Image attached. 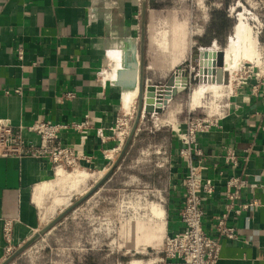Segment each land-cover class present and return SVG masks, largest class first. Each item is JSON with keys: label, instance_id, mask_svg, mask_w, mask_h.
I'll use <instances>...</instances> for the list:
<instances>
[{"label": "crops", "instance_id": "crops-1", "mask_svg": "<svg viewBox=\"0 0 264 264\" xmlns=\"http://www.w3.org/2000/svg\"><path fill=\"white\" fill-rule=\"evenodd\" d=\"M153 2L157 4L158 0ZM258 2L264 22V0ZM149 4L147 0L144 80L160 93L162 84L175 71H183L177 69L180 59L173 57L172 52L181 42L190 43L191 39V48L198 50L197 69L200 53L222 44L216 40L209 46L200 43L211 10L199 9L194 16L190 10L173 7L166 10L160 6L154 9ZM202 5L205 7L204 2ZM140 6V0H0V119L13 126L37 121L68 124L79 122L88 114L91 128L83 151L91 159L87 169L94 170L99 180L117 159L121 146L115 130L121 114L120 88L105 79L109 68L107 49L132 40L138 43ZM183 15L187 17L185 30ZM261 44L264 45V31ZM18 49L23 51L21 60ZM181 81L178 76L174 86H180ZM16 90L20 93H15ZM69 93L72 97H65ZM170 103L171 100L156 115L166 126L149 133L151 121L146 115L111 176L72 211L99 195L97 215L91 221L75 222V217L68 214L37 242L50 240L58 231L69 232L71 224L78 226L77 236L84 239L86 233H92L99 238L102 221L109 225L118 221L117 200L111 197L105 200L109 193L116 199L122 193L125 197L134 192L150 196V202L144 205L151 208L153 228L159 224L152 211L156 206L163 211L166 232L181 230L178 213L188 159L180 155L183 145L176 130L179 126L183 128L182 123L161 119ZM27 138L37 141L32 135ZM61 138L64 145L79 143L78 135L71 131ZM197 143L208 166L204 175L215 185L212 197L204 203L203 228L213 236L215 219L224 209L225 188L219 171L225 176H245L248 187L242 194V202L255 199L257 203L249 211L229 218L228 224L235 228L237 237L221 241L215 264H264V76L260 79L251 76L237 86L227 97L216 126L199 134ZM226 148L240 157L246 156V163L236 169L224 165L222 156ZM192 159L197 165L199 159ZM139 160H146L147 168L142 172L130 171L138 169ZM78 172L84 178L87 176L84 171ZM63 173L56 174L43 159L0 157V263L5 257L4 223H10L13 243L18 246L49 222L42 220L48 213V188L56 176L74 184L84 181L72 177L73 173L68 176ZM126 220L125 217L122 221Z\"/></svg>", "mask_w": 264, "mask_h": 264}, {"label": "rangeland", "instance_id": "rangeland-1", "mask_svg": "<svg viewBox=\"0 0 264 264\" xmlns=\"http://www.w3.org/2000/svg\"><path fill=\"white\" fill-rule=\"evenodd\" d=\"M202 2H204L205 7L202 5ZM157 4L166 10H170L172 7L181 8L182 10H190L193 11L194 16L199 13V9L203 10L204 8H207L208 10L222 11L226 15V18L232 22L233 27L236 23L238 14L241 13L244 17L243 19L245 23L250 27L253 36L257 39V51L259 50V53L257 52L259 58L257 57L255 63L241 62V71H237L238 73L233 77H231L228 72H225L224 81L222 83L223 87L220 90L219 96L213 95L212 93H206L197 107L196 105L191 104L190 95L199 84L197 75L198 69L196 65L198 61V50L191 48V39H189L190 43L186 42V44H184V42H181L179 47L172 50L174 53L173 57L180 59L177 64V69L187 71L192 75L188 78L184 90L172 98L170 105L165 108L164 117L161 119L164 118L163 120H166L167 122L175 120V122H181L183 125V121H185L188 115L216 117L221 113L227 97H230L232 91L237 86L242 85L243 78L247 77L245 71L248 70V67H250L249 65L254 67V71L256 69L260 74H264V48H262L264 45L261 44L260 34L264 22H262L261 8L258 0H158ZM182 18V26L184 27L182 29L185 30L186 24L184 23L187 22V17L183 15ZM213 21H218L217 16L214 17ZM209 22L210 16L208 18V23ZM233 27L228 35L227 32L223 31V34L220 37L221 39H218L219 43L222 45H218V47L214 46L207 50L216 49V52L223 51L224 53L229 40L227 39V36H229V38L232 36ZM189 31L191 32L190 29ZM190 34L191 33H189V38H191ZM131 44V41L129 43L123 42L120 46L116 45V47L118 50H122L127 45L131 47ZM136 45L138 50V43ZM169 51L171 50L169 49L168 52ZM191 67L193 70L190 71ZM111 70L113 72V65L109 63V68L106 71V74H111ZM211 82H214V79H212ZM240 82L241 84H239ZM154 85L162 86L164 84ZM120 113L115 130L116 133H122V135L118 136L119 138H122L123 134L124 136L127 135L124 131L127 133L131 126L135 114V106L131 109V115L124 116L122 112ZM123 139H125V137H123ZM119 152L120 151H118V153ZM136 164L138 165V169L130 171L142 172L143 169L147 168L146 160H139ZM74 172L76 171H66L63 175L68 176V174ZM84 172L87 173V176L84 178V181L81 183L79 182V184H74L68 179L63 180L62 177H55L54 181L51 182L48 188L49 197L46 203V207L48 206V213H46L42 221H51L59 215L61 211L66 209V207L80 199V197L95 184L94 182L98 180L99 175L94 173V170H84ZM132 196L133 198H131L130 204L132 209L128 208L127 210L124 206L120 207V204H122L121 202L127 199L123 193L118 196V199L110 193L105 196V200L110 197L114 198L115 201L117 200L116 216L118 217V221L115 224L112 223L110 225L102 221L100 224L99 238L92 233H86L85 238L83 239L76 235L78 226L71 224L72 228L69 232L66 231L65 233H62L58 231L48 241L42 240L37 242L40 239L39 238L9 264H157V260L161 257L162 238L164 235L163 233L165 232L164 223L162 221L163 215H161L162 209L155 206L152 210L159 218V224L156 229H154L152 226L153 219L150 213L151 208L147 207L145 210L141 209V206L144 205L141 204V200H138L140 193L134 192ZM96 197L95 200L90 198L88 203L83 204L78 210L72 213L70 212L71 214L69 213V215L75 217V222H77L78 219L80 221L88 219L91 221L92 217L97 215L98 212L96 208L98 207L97 203H99V195ZM55 200H58L59 204L55 202ZM147 202H150V196L147 198ZM103 208L104 207L102 206V209ZM125 217L127 220L124 222L122 220ZM91 227L92 225L88 227L90 231L92 229ZM98 227L99 226H97V228ZM128 232H131V237L126 236ZM10 237L12 240L11 245L14 246L13 251H15L22 243L18 246L14 245L12 228L10 231ZM7 257L8 256H5L3 260Z\"/></svg>", "mask_w": 264, "mask_h": 264}, {"label": "built area", "instance_id": "built-area-1", "mask_svg": "<svg viewBox=\"0 0 264 264\" xmlns=\"http://www.w3.org/2000/svg\"><path fill=\"white\" fill-rule=\"evenodd\" d=\"M262 31H264V26H262L260 34ZM17 56L20 60L23 58L22 49L17 50ZM249 66L248 70L245 71L247 77L243 78L242 82L251 76L256 79L264 76V74H260L256 69L254 71V67ZM191 70H193L192 67ZM15 93H20V91L16 90ZM65 97L71 98L72 94L69 93ZM223 109L224 107H222L221 113ZM220 114L216 117L188 115L185 121H183V128L179 126L176 130L183 145L180 155L188 159L187 173L181 184L183 191L182 203L178 213L181 230L173 234H169L166 231L163 233L161 257L157 260V264H215L219 259L221 241H233L237 237L235 228L228 224L229 218L232 215L238 216L245 213L257 204L255 199L242 202V194L248 187V181L245 176L235 174L225 176L219 171L218 175L223 179L225 188L224 209L215 219L213 236L203 228V218L205 216L204 203L212 197L215 185L212 179L204 175L208 166L205 164L206 157H204L198 146L197 136L216 126L217 117ZM156 115H148L151 121V128L149 130L151 134L155 130L166 126L165 122L157 120ZM145 116H141L140 123ZM90 128V117L88 114H85L81 121L68 124L37 121L31 125L19 124L13 126L0 119V157L43 159L52 166L55 173L58 170L64 172L88 170L86 165L91 163V159L85 155L83 150L86 134ZM67 131L78 135L79 143L77 145L63 144L61 136ZM124 132L127 134L126 131ZM27 135L36 137L37 141L29 140ZM117 135L120 136L122 133H117ZM123 137H126V135L124 136L123 134ZM123 137L120 138L121 146L124 140ZM120 147L118 151H120ZM192 157L199 159L197 165H195ZM246 161V156L240 157L231 148H226L222 156L223 164L232 169L240 167ZM126 198L125 201L121 202L120 207L124 206L126 210L128 208L132 209L130 204L133 196L130 195ZM147 198V195L141 194L138 200H141V204L144 205L147 202ZM141 209L145 210L146 206H141ZM10 231V223H4L3 240L5 243V256H9L14 250V246L11 245Z\"/></svg>", "mask_w": 264, "mask_h": 264}, {"label": "water", "instance_id": "water-1", "mask_svg": "<svg viewBox=\"0 0 264 264\" xmlns=\"http://www.w3.org/2000/svg\"><path fill=\"white\" fill-rule=\"evenodd\" d=\"M140 31L138 38V71H137V98L135 105V114L128 129L127 135L122 143L120 152L117 159L112 163L111 167L106 171V173L90 187V189L84 193L73 204H70L66 209L61 211L59 215L53 218L51 221L43 225L40 229L36 230L31 234L18 248L13 251L5 260L0 264H9L19 255H21L28 247H30L39 238L45 235L50 229H52L57 223H59L64 217H66L70 212L76 209L83 201L90 197L95 191H97L111 176L113 171L116 169L120 161L126 154L130 143L135 135V132L139 126L140 119L142 115L149 114H161L163 107L167 106L168 101L172 100L178 93H180L187 85V80L192 75L187 71H175L169 79L164 83L161 92L158 93L153 85H147L144 80V56H145V39H146V13H147V0H140ZM212 60L209 63L204 61L207 55L202 52L199 57V69H198V82H211L214 79L215 84H222L224 81V69L223 51H218L210 54ZM208 67V68H207ZM204 74L209 76L199 77V75ZM181 76V85L179 87L174 86L175 79Z\"/></svg>", "mask_w": 264, "mask_h": 264}, {"label": "bare ground", "instance_id": "bare-ground-1", "mask_svg": "<svg viewBox=\"0 0 264 264\" xmlns=\"http://www.w3.org/2000/svg\"><path fill=\"white\" fill-rule=\"evenodd\" d=\"M243 18L241 13L238 14L233 27V34L229 38L227 47L224 50L223 69L231 77L236 75L239 70L241 71V62L255 63L258 57L257 39L253 36L250 27L245 23ZM131 42V47L127 45L122 50L120 49L121 51L117 49L116 45H112L107 49V59L113 65V72L111 70V74H105V79L112 85L120 88V107L124 116H128L131 109L134 108L138 89L137 71L139 59L136 47L137 43L135 40ZM215 52L216 49L204 51L207 55L204 61L209 63L212 60L210 54ZM199 77L209 78V76L204 74L199 75ZM222 87V84H215L214 82H200L190 95L191 104L196 106L200 104L201 99L206 93L219 96ZM59 171L61 172L62 170H58L57 173ZM71 176L79 179L84 178V175L78 171L74 172ZM161 215H163V211Z\"/></svg>", "mask_w": 264, "mask_h": 264}, {"label": "trees", "instance_id": "trees-1", "mask_svg": "<svg viewBox=\"0 0 264 264\" xmlns=\"http://www.w3.org/2000/svg\"><path fill=\"white\" fill-rule=\"evenodd\" d=\"M150 7L158 9L159 5L155 4L153 0H150ZM218 18V21L214 22V17ZM233 25L232 22L226 18V15L222 11L211 10L210 11V22L206 26V33L204 35V40L200 43L204 46H209L213 40L219 41L218 39L223 34V31L230 33ZM221 39V38H220Z\"/></svg>", "mask_w": 264, "mask_h": 264}]
</instances>
